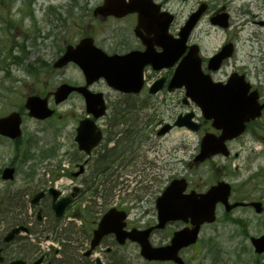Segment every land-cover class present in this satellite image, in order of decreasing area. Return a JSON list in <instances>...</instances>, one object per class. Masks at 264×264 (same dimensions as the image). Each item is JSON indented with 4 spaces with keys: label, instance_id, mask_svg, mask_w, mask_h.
Returning a JSON list of instances; mask_svg holds the SVG:
<instances>
[{
    "label": "flooded vegetation",
    "instance_id": "obj_1",
    "mask_svg": "<svg viewBox=\"0 0 264 264\" xmlns=\"http://www.w3.org/2000/svg\"><path fill=\"white\" fill-rule=\"evenodd\" d=\"M154 2L159 6H156ZM202 2L205 1H197L195 6H193V8L190 10L189 14L194 12ZM217 2L218 4H216ZM173 4L174 0H151L150 9L153 13L155 12L157 14H161L163 12H171L176 16L177 10H175ZM206 4L207 11L203 15L202 20H210L215 13L223 10L224 4L221 2V0H215V3H213L212 0H208ZM261 4L264 6V2ZM227 8L229 7L227 6ZM137 18L138 13H130L119 18L113 15H108V17L99 16V19L103 21H115L117 23L110 31H108L106 36H104L102 32L99 31L98 27L94 26V32H92V34L95 36V44L101 46L108 54H128L131 53V51H144L147 48L146 41H151L152 43L155 42V51H161V48L157 42L158 38L155 34V31H152L151 28H143L142 30L135 29ZM119 21L121 22L120 24H118ZM199 24L200 22L194 28V31L191 33L188 41L189 45L199 42L198 44L200 46V51L203 55L202 62L204 70L208 73H211L216 81H226L235 71L239 72L240 74L245 73L247 78L251 79V75L254 71L249 70L245 62L240 59L239 50H236L231 58L223 60L219 68L209 69L208 60L211 54L213 55L217 53L224 43L234 40L231 39V37H235L229 35L231 32L229 30V37L225 39L223 44L213 47L207 51L208 48L203 46L201 42L203 37L202 32L201 30L197 29ZM173 25L174 22L170 26L169 31H171V33L175 36L179 34V28H181L182 25H180L178 29H174ZM108 27L111 26L108 25ZM214 28L220 29L224 34L226 33V30L223 28ZM234 42L237 41L234 40ZM260 42L261 44L257 50L258 52L255 53L257 61L254 68L255 73H257L259 76H262L264 80V40L261 39ZM189 49L190 47L187 46L185 52L187 53ZM175 68L176 66L156 69L154 65L144 64L142 71V91L139 93H125L113 87H109L103 78L89 81L84 71L80 68L76 75V81L74 82L73 79L67 76L65 68L55 67L54 69L45 71L43 75L39 74L36 75V77H33L32 85L27 92L30 94L43 93L42 91L45 89L48 94L52 95L56 86L67 81L75 85L86 86L88 89L94 92L102 91L104 93V98L108 103H110V99L114 95L121 102L115 109L116 112L114 117L116 116L117 118L114 121H111L108 118L105 119V117L96 120V123H98L101 129H103V132H108L111 129L119 126V129H122V131L116 130L120 133V135L122 137H129L130 133L135 132L136 128L141 127L142 132L144 130L147 132L152 130V134L148 139L150 140L152 136H155V133L156 135H159L158 130L162 127L164 120H160L155 125V123H153L150 119V115H147L146 113V118L142 120L141 124H139L137 121H135V119H131L135 116L134 114L140 111L137 108V104L134 102L133 105H129L128 109H124V105L126 104H123L125 101H123L122 98L128 97L132 100H145L147 98L151 99L159 93L165 94L166 91L173 93L177 92L176 89L171 91L169 86V82L173 76L172 74ZM56 76H60V78L56 79ZM53 78L55 81L50 80ZM159 79H164V87L159 92L151 94L150 86H152L155 81ZM255 88L258 89V92L260 93L259 102L263 104L264 82H255L253 84V89ZM75 94L79 95L81 101H83L85 104L86 109L84 95L80 92H75ZM50 101L54 102L53 96L50 97ZM63 103L57 104L56 106L59 108ZM147 105L149 109H152L153 104L151 102H149ZM72 113L74 120H76L78 124L81 118H77L76 113L73 111ZM126 113L127 115L130 114L131 116L128 121L123 120V115ZM139 115L142 114L140 113L138 116ZM56 117H58L60 120H63L65 115L58 113ZM201 123L203 129L206 131L209 130L204 126L207 121L201 119ZM73 129L76 130L77 126ZM103 134L106 138V134ZM247 134L250 135V138H252L253 141L259 144L260 151H255L253 146L249 147V144L245 142L243 146L239 148V151H236L233 156H214L207 162L211 164L212 168L216 170V172L221 171V173H213V171L210 170L209 174L204 173L203 175H199L193 179H189L187 176L189 185L187 192H192L193 190H195L197 193L204 192L209 187L215 185L216 182L227 179L228 182L232 184L231 201L247 203L239 207H243L247 210H253L254 207L252 204H250V202L262 200V203L264 204L262 195L260 197L255 196L256 191H263L264 189V108L262 110L261 116L249 123ZM240 140V137L235 138V140L231 141L230 143L232 144L235 141L239 143ZM75 143V135H73V132H71L69 138L66 139V143L64 144L68 146L65 156L69 155L70 149L72 150L75 148ZM150 145L151 142L148 143V146ZM247 148L251 149V152L247 157L249 164L251 163L253 155L258 157L260 153V155L263 157V162L259 165V169L256 172L244 175L242 170L248 172L249 166V164H246L247 160H244L243 163H236L234 169L230 170L228 162H235L236 159L240 160L243 149L246 152ZM220 158H223V161H225V164L222 166H218V164L214 162V160H218ZM95 159L96 158L92 156L89 157L86 162H83L84 160L79 162L75 158L64 157V160H68V162L59 163L53 165L52 167H48V173L37 171L26 174V178L23 180V182L25 186L24 190L28 189V194L26 197L20 196L17 205L13 204V202H16L14 195L11 199H9L10 197L2 199L0 198V264H133L135 258L140 256L141 247L139 243L134 242L131 239H126L122 244L115 233H108L101 239L99 243L96 244V247L93 248L91 245L92 240L95 237L94 231L98 226V221L103 215H105L106 210H108V208L106 209V206L108 204L111 205V200L108 194H105V196L100 198L104 201H97L96 194H93V199L88 200L85 195L86 193L93 191L94 178L83 177L82 181L79 182L78 178L81 176L77 177L75 174L77 173L78 167H80L81 164L92 166L93 160L95 161ZM249 169L253 170V168L250 166ZM139 175H141V173ZM148 175H151L149 171L143 174V176L146 178ZM233 175L235 177L240 176L237 184L228 179ZM70 177L72 178L71 181ZM262 182V187L259 189ZM62 198H68L69 203L67 202L65 205L63 215H61V217H57L54 206L58 205ZM118 202L119 201H116V203ZM116 203H114V205H116ZM122 206L117 205L116 207L118 209L128 210L127 208H122ZM27 208L29 209L28 215H26L28 210ZM221 208H223V206H221ZM262 214H264V210L262 211ZM224 215L227 217L228 215H232V213L227 212L226 214L224 213ZM156 223V221L150 220V222L140 224L128 219L126 230L128 231L135 229L138 230L137 233L140 234V230L145 231L151 226H155ZM173 224L177 225L175 228H179V221H174L161 228L154 227L152 230H150V241L156 246H162V244L170 243L169 241L173 236L175 229L173 228L168 230L167 228L173 227ZM206 224L202 225L201 227L204 228ZM22 225L27 226V231L16 232L15 229ZM246 225L248 226L250 223ZM140 235L144 236L145 232H142ZM198 243L199 241L196 243V245ZM133 244L136 245V249H133ZM196 245H192L189 248H185L181 251V255L187 263V251L188 249H193ZM146 262L148 264H178L166 260H147Z\"/></svg>",
    "mask_w": 264,
    "mask_h": 264
},
{
    "label": "rangeland",
    "instance_id": "obj_2",
    "mask_svg": "<svg viewBox=\"0 0 264 264\" xmlns=\"http://www.w3.org/2000/svg\"><path fill=\"white\" fill-rule=\"evenodd\" d=\"M103 0H0V116L3 113L9 112L12 109L20 108L25 98L26 92L32 85V78L29 76L33 68L40 70L42 73L45 69H51L50 59L51 55L54 57L56 54L54 51H59L61 47L66 43H75L82 33L89 25V19L93 17L92 9ZM223 3H227V0H221ZM230 1V0H229ZM233 0L230 3L232 17L235 23L240 24L241 27V50L242 60L251 64V58L246 53H252L259 49L260 43L255 38H252L254 34L264 36V26H259L255 22H247L248 12L245 8H249L253 13L261 15V19L264 18V9L257 4H261L263 0ZM196 0H189L181 3V11L178 15L177 25L185 18L186 13L196 4ZM253 5H251V4ZM175 4V3H174ZM173 4V6H174ZM54 7H50V6ZM34 6L33 12H30V7ZM253 7V8H252ZM50 8V9H49ZM30 12V13H29ZM250 14V13H249ZM249 17H252L251 14ZM246 23L245 25H243ZM242 24V25H241ZM206 27V21L202 25ZM105 32L103 35H106ZM223 35L221 32H212L204 40L207 47L210 45H219ZM211 47V48H212ZM27 53V54H26ZM16 57V58H15ZM23 60V61H22ZM22 61V62H21ZM45 61V63H44ZM21 62V64H19ZM46 65V67H45ZM29 68V69H28ZM67 76L76 81L77 68L75 65L70 64L65 70ZM60 76H56L59 79ZM55 81V79H50ZM253 82L262 81V76L254 74L251 76ZM45 90V89H44ZM183 94L167 95L166 98L159 96L154 100L159 102L161 106L156 107L154 112L149 113L150 119L159 120L163 119L165 122H173L175 117L181 111L192 108L196 110L193 103L189 106L182 102ZM112 105L108 118H111L114 113V106L118 104V101L114 95L111 99ZM139 103V102H138ZM74 111L76 116H83L86 112L84 110V104L78 96H72L67 103L60 107V111L69 117L63 121L49 120L48 122H39L36 119H32L29 116L25 117L24 128L25 138L24 141L30 138L37 137V141L34 142V147L24 148V141L22 142L21 150L35 152L41 150V146H45L47 149L57 148V155L52 159H38L33 163H25L31 166L32 164L41 163L43 169L48 168L49 165H55L58 163L59 157L64 153L67 146L62 145V138L69 136L68 133L74 128L75 120L71 111ZM148 110V108H146ZM145 110V111H146ZM135 115V114H134ZM142 118L141 116L135 115ZM145 118H142V120ZM144 125V124H143ZM119 129V128H116ZM152 131V130H151ZM199 134L194 131H189L185 128H177L169 132L163 138L153 137L149 140L151 145L145 143L134 150L135 156L132 160H129L125 165H117L119 161H116L113 166V170H107L102 175H95L96 183L93 186V191L87 193L85 196L88 200L93 199V194L101 192V183L105 179L104 177L111 178L110 188L113 189L110 199L111 204L119 201L124 203L125 206L132 207L131 215L134 220L149 221L155 216L153 209V201L155 195L166 183L169 175H181L185 172H189L188 161L192 159L193 155L197 152V146L199 144ZM151 136V135H150ZM137 138L134 139L135 145H138ZM242 142H235L232 145L234 151L238 150L245 142L249 144V147H258L259 144L250 138V135H246L241 140ZM138 144H137V143ZM115 141L109 140L102 143V147L93 156L95 158L101 157V154L105 152L106 147L109 149L114 146ZM117 143V142H116ZM122 144V142L120 141ZM12 143H0V166L7 163H14L19 160V155L16 154L15 146ZM118 145V144H117ZM124 145V144H122ZM114 147H117L116 145ZM107 151V150H106ZM131 153L130 151H127ZM251 152L250 148L241 155V159H236V163H243L247 160ZM140 154V156H139ZM71 157H78L76 151L73 150ZM62 158L60 157V160ZM95 159V160H96ZM21 161V160H19ZM223 161V160H221ZM66 162V161H65ZM218 163H221L217 161ZM263 157L259 154L258 157L253 155L251 163L249 160L246 164L250 167L248 172L242 170L244 175L248 173L256 172L259 169V165L262 164ZM224 163V161H223ZM234 165V166H235ZM21 167L19 173L13 183H2L0 181V194L6 190H17L19 186L24 184V172L25 168ZM37 168V167H34ZM247 168V167H246ZM212 170L211 166L203 165L199 169L191 170V178L196 174H204L208 170ZM42 170V168H41ZM44 171V170H43ZM150 172L148 175L150 179L143 181L141 177H144L145 172ZM93 172V167L90 166L89 171L86 173V177H89ZM196 172V174H193ZM141 175H138L140 174ZM234 174V173H233ZM94 175V174H93ZM147 176V177H148ZM83 177V176H82ZM80 179V178H79ZM233 183H238L240 176L234 175L228 178ZM82 179H80L81 182ZM152 183V185L150 184ZM261 183L259 189L262 187ZM148 186V187H147ZM150 186V187H149ZM262 195L264 199L263 191H256L255 196L260 197ZM143 198V200L141 199ZM149 198L151 200H149ZM99 200V199H97ZM149 200V201H148ZM223 210L218 211V220L214 224L206 225L200 236V241L193 249H189L186 254V258L190 264H259L264 263V254L258 255L251 244V235H261L264 232V214H256L252 210H245L239 208L232 216L237 221H242L249 224L247 229L242 225L236 226L229 222V220L222 214ZM29 214V211L26 215ZM134 249V248H133ZM134 264H140V259H135ZM144 264H146L144 262Z\"/></svg>",
    "mask_w": 264,
    "mask_h": 264
},
{
    "label": "water",
    "instance_id": "obj_3",
    "mask_svg": "<svg viewBox=\"0 0 264 264\" xmlns=\"http://www.w3.org/2000/svg\"><path fill=\"white\" fill-rule=\"evenodd\" d=\"M104 6L98 8L99 11L102 12ZM106 12V11H104ZM227 15L223 16V20L219 19L220 22L227 26ZM191 25L193 24L190 23ZM224 51L220 52L219 55L215 56L214 60H220L222 55H229L232 50L230 48L225 47ZM70 50L66 53L65 61H69L70 59L79 60L77 56H74ZM70 53V54H69ZM106 61L109 62V59ZM198 63V70L200 68L199 60H196ZM186 71L185 64L181 68L179 76L182 77V72ZM100 71L105 72L106 70L100 69ZM98 70V71H99ZM187 72V71H186ZM197 80V84H191L192 79L182 77L180 84L185 83L188 87L187 94L192 96L195 100L201 103L205 116L207 118H214L213 125L217 128L223 129V134L220 137H215L214 134H207L203 138L202 145V153L198 156V160L203 161L206 157L213 155L216 152H226L225 140L227 138H232L237 134L244 132L246 129L245 122L251 118L256 117V114L260 112V105L257 103V93H249L250 83H248L243 77L238 78V76L233 75L232 78L226 84H213L212 80L205 79V81L201 78L195 79ZM198 80H200L198 82ZM203 80V81H201ZM204 82V83H203ZM73 89H80L79 87L74 88L68 86H62L58 91L59 99H64ZM28 107L31 109L30 114L36 115L38 117H45L47 115H52V110L49 109L48 104L46 103V99L42 100L40 103L36 97L33 99L30 98L27 102ZM192 114L187 115L185 117H180L177 121L178 125H187L191 126L194 129L198 128V125L191 121ZM20 116L17 113H13L10 117L1 118L0 119V131L10 134L11 136L20 133ZM11 124V125H8ZM80 137V145L82 147L88 148L87 150H91L93 144L87 143L88 136L84 133H79ZM14 171L11 169L6 170V175L11 176ZM178 181H173L168 187V189L164 192V194L160 197L161 200L158 203L159 211V219L162 220V224L166 221L171 220L172 218H184L188 219L190 216L193 220V223H196V226L191 231L184 229L176 233L173 241L175 244L171 249L159 250V249H150L147 244L143 245L144 254L152 259V258H177L178 250L193 241H195L198 228L200 223L206 221V219L213 221L215 219L214 212L216 208V202L219 199H223L224 201L227 199V193L229 192V185L221 184L220 186H215L211 191L212 196L208 199H205V204L201 209L196 205L195 201L193 203H185V199L179 202L181 197V192L185 188L184 185L181 187L177 185ZM206 198V197H205ZM180 203V204H179ZM258 210H261V207H258ZM253 242L258 251L262 252L264 250V235L262 238H253Z\"/></svg>",
    "mask_w": 264,
    "mask_h": 264
},
{
    "label": "bare ground",
    "instance_id": "obj_4",
    "mask_svg": "<svg viewBox=\"0 0 264 264\" xmlns=\"http://www.w3.org/2000/svg\"><path fill=\"white\" fill-rule=\"evenodd\" d=\"M18 201H16V203L13 202V204L17 205Z\"/></svg>",
    "mask_w": 264,
    "mask_h": 264
}]
</instances>
